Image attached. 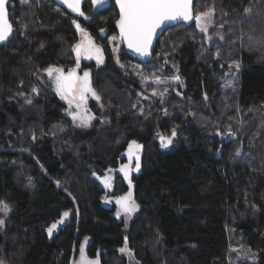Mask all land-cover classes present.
I'll return each instance as SVG.
<instances>
[{
  "label": "trees",
  "instance_id": "1",
  "mask_svg": "<svg viewBox=\"0 0 264 264\" xmlns=\"http://www.w3.org/2000/svg\"><path fill=\"white\" fill-rule=\"evenodd\" d=\"M231 7L250 11L239 18ZM7 8L13 31L0 44V205L9 214H0V261L70 264L88 238L87 256L99 264H126L124 246L137 264H264V0H194V16L218 11L219 37L208 45L191 33L194 23L165 30L147 64L121 47L122 61L178 77L163 111L128 108L138 82L106 53L94 73L103 109L91 102L97 119L84 131L31 75L70 62L63 51L77 40L74 20L97 42L101 29L117 35L113 0L87 1L79 18L45 0L24 18V32L14 29L9 0ZM106 15L114 20L102 21ZM237 112L245 131L241 154L234 146ZM161 136L171 139L167 148ZM132 141L141 146L130 178L138 213L125 228L116 207L104 202L129 190L119 172Z\"/></svg>",
  "mask_w": 264,
  "mask_h": 264
},
{
  "label": "snow or ice",
  "instance_id": "2",
  "mask_svg": "<svg viewBox=\"0 0 264 264\" xmlns=\"http://www.w3.org/2000/svg\"><path fill=\"white\" fill-rule=\"evenodd\" d=\"M8 0H0V42L8 40L10 34L13 31L12 24L9 22L8 8L6 7ZM69 9L76 12L79 16H84V12L81 11V0H62ZM21 4H27L28 0H20ZM104 0H93V4H102ZM119 5V19L116 24L119 27V37L125 41L128 47L142 56L149 54V49L152 45V40L156 34L157 29H160L167 22L172 21H191L195 20L196 26L203 32H207L206 18H210L213 14V9H209L206 12H200L193 16L192 11V0H116ZM250 9H245V12H249ZM87 19V17H85ZM76 29L85 38L80 43L75 45L76 52V68L69 69L65 73L63 68L50 66L44 71L48 77L51 78L55 84L57 93L62 99L66 100L69 107L75 103L76 108L80 109L81 106L86 102L88 93H91L95 99L99 100V95L91 86L89 79V73L85 71L83 76L77 74L76 69L79 68L80 58L84 56L87 59H96L97 63H103L102 49L97 46L92 38L87 34L86 30L81 27L75 20L73 21ZM101 32L104 29L100 30ZM112 40H116L117 37L113 36ZM219 55V53H217ZM178 79V77H177ZM157 84L161 83L159 78H156ZM35 91V89H33ZM155 95V92L153 93ZM162 94V93H161ZM31 103V101H28ZM73 120L79 119L82 125H87L92 119L91 116L81 114L79 111L72 113ZM176 132L173 130L172 136H175ZM161 145L167 146L171 144V139H165L161 136ZM133 146L136 151L140 149V145L132 141L129 145L128 156L131 161L132 157H136V168L139 169V156L133 151ZM239 154V152L237 153ZM120 171L125 174L127 178L130 171L128 165H122ZM106 186L109 183V178L105 177L103 181ZM131 187V182L129 181ZM117 204L120 205V209L124 213H131L135 211L136 204L131 199V191L125 196L117 198ZM0 211L7 212L8 208L5 205L0 208ZM119 211L117 215H119ZM69 215L68 212L64 213V217ZM63 220L58 223H62ZM3 221L0 220V225H3ZM57 224H52L48 229L49 235L56 229ZM127 241H125V244ZM127 248H121L120 251L124 252ZM81 262L82 264H99L98 260H87L84 256V249L81 246Z\"/></svg>",
  "mask_w": 264,
  "mask_h": 264
},
{
  "label": "rangeland",
  "instance_id": "3",
  "mask_svg": "<svg viewBox=\"0 0 264 264\" xmlns=\"http://www.w3.org/2000/svg\"><path fill=\"white\" fill-rule=\"evenodd\" d=\"M45 2V0H28L27 4H21L20 0H9V6H10V16H14L15 20L14 22V29L16 30H21L24 32V30L26 29V24L24 23L25 20L24 18L26 17H32V11L39 9L42 4ZM213 9V14L210 18H206V23H207V32H203L201 31L200 28H198L196 26V23L194 24L193 28L191 29L192 32L191 33H197L199 35L203 36V43L204 44H209L214 38L219 37V33L216 31L215 34L213 33L214 30V23H213V17L216 14V12H218L215 8ZM245 9H247V7H243L242 9H238L237 11L234 10V8L231 7V9L229 10L230 13H235L237 14V16L239 18L245 16L246 12ZM25 11V12H24ZM208 11V10H207ZM18 12L20 13L17 14ZM28 13V14H27ZM25 14V15H24ZM19 15V17L17 18V16ZM114 15V14H113ZM111 15L109 17V15L102 17V21H106L107 17L111 18L112 21L114 20V16ZM24 21V22H23ZM30 21V19H28V22ZM32 22V20H31ZM180 29H174L171 30V33H175V32H179ZM101 35L103 36V39L99 42L95 41V39L93 38V36L91 34H88L93 42L99 46L102 49V55H103V63H97L96 59L93 57L92 59H87L84 56H81L80 58V66L79 68L76 69L77 74L80 76H83V73L85 71H87L89 73V79L91 82V86L92 88L95 90V85H97V82L95 84V75L94 73H97L98 70L102 69L105 66V54H109L108 52L111 53L113 60H114V66L121 71L123 74H125L126 77H128L127 75H130L129 77H132L134 80H136L138 82V86L140 88L139 91L136 90V100L134 102H131V104L128 105V108L133 110H138L139 112L142 113V110L145 109L147 111H149V109H151L153 106L155 107H162V111H163V107L165 106V100H166V95L167 93H169V89L171 86H173V84L178 83V79L176 77H165L162 76L161 73L159 71H155L152 69H147L146 71L144 69H142L141 67L137 66V65H132L127 61H122L123 60V55L121 53L122 49L121 47L122 44L120 42V40L117 38L116 40H112L111 37H108V34H106V30H104L103 32H101ZM115 37H117V35H114ZM85 38L81 35V33L79 32L77 34V40L69 45L68 49L63 51V56L67 58H69V53L72 54V58H70V62L66 65H62L60 68H63L65 73H67V71L69 69H73L76 68V57H74V53H75V45H77L78 43H80L82 40H84ZM85 64L88 67H85ZM93 66V67H92ZM235 69V68H234ZM94 71V72H93ZM227 82H228V87H233L234 83H235V76H234V72L230 73L227 75ZM128 77V78H129ZM31 78L34 80V82L36 83V88L37 90L42 89L41 86L46 87L48 90H51L52 92H54L57 96V98L64 104L65 106V112L64 115L66 117L69 118L71 125L78 129V130H86L88 128L91 127V125L95 122V120L97 119L94 115V113L91 110L90 104L91 102H93V104L95 105V107L103 109L102 104L100 99L97 100L95 99V97H93L91 95V93L87 94L86 97V102L81 106L80 109L76 108L75 103H73V105L71 107H69V104L66 100L62 99L61 96L57 93L56 88H55V84L53 82V80L51 78L48 77L47 73L44 70H40V71H36L33 72L31 75ZM156 78H159V80L161 81V83L157 84L155 82ZM98 79V78H96ZM96 92V90H95ZM155 92V95L153 94ZM97 93V92H96ZM162 93V94H161ZM99 95V94H98ZM127 96H129V91L127 90ZM138 102L140 103V105H138ZM79 111L81 114H85L88 116H91L92 119L88 122V124L82 125L80 120H73L72 118V113H75ZM149 114H146V116ZM237 121H238V126L236 129V134H237V139L235 141V150L237 151V153L239 152V154H241L244 151V147L243 144H241V138L240 134H242V132H245L242 128L244 127V121H243V117L242 114H238L237 112ZM102 124L104 125L106 123V121L104 119H102ZM222 127H217L215 128L213 131L214 132H218V130H220ZM161 142V141H160ZM169 146V144L167 146H162V148H167ZM133 151L136 153V155H138L140 157V151L138 150V152L136 151L135 147H133ZM124 163L122 165H128L129 166V173L127 178L125 177V174L123 172H119L121 174L122 179L124 180V182H126V184L129 187V190L122 196H125L127 193H129V191H131V199L134 201L133 198V194H132V188L129 186V181L131 176L136 173L138 171V169L136 168V157L135 155L132 157L131 161L129 160V156H128V151L124 153ZM121 165V166H122ZM120 166V168H121ZM109 177V176H108ZM120 196V197H122ZM119 198V197H117ZM117 198H110L107 201L104 202V205H114L116 207V211H115V217L118 220H122L125 228H127L130 224V222L134 219V217L137 215L138 213V206L136 204V209L135 211L131 212V213H124L121 209H120V205L117 204ZM4 205H0V208H3ZM119 211V215H117V212ZM1 215H4L5 218L8 216L9 211H7L6 213L3 211H0ZM3 226V225H2ZM89 243V239L88 238H84L83 241L81 242L79 249H78V254H77V259L76 261H71L70 264H82L81 262V246H83L84 249V256L87 260H97V259H91L87 256V246ZM126 246H124L123 248H125ZM127 248V247H126ZM119 254L120 256L124 257L126 259V264H137V262L135 261V259L133 258L132 253L127 249L124 252H121L119 250ZM0 264H7L3 261H0Z\"/></svg>",
  "mask_w": 264,
  "mask_h": 264
},
{
  "label": "water",
  "instance_id": "4",
  "mask_svg": "<svg viewBox=\"0 0 264 264\" xmlns=\"http://www.w3.org/2000/svg\"><path fill=\"white\" fill-rule=\"evenodd\" d=\"M52 1L55 3L56 6L60 7L62 10H64L68 14L72 15L73 17H75V18L81 17L76 12H73L71 9H69L67 7V5L62 2V0H52ZM87 1H89V0H81V11H83V6L85 5V3ZM90 1L93 2V0H90ZM108 2H109V0H104V3L96 4V5L104 6ZM113 3H114V6H115V8L117 10V19H116V21H117L119 19V5L116 3V0H113ZM193 3H194V0H192V5H191L192 11H193ZM6 7H7V4H6ZM193 16H194V12H193ZM116 21L114 23V29L116 31L117 38L120 40V42H121V44H122V46L124 48L125 53L129 57L133 58L134 60H136L137 62H139L141 64H147V63H149L151 61L153 53H154V50H155L156 42L160 38V36L164 33L165 30H167L170 27H174V26H176L178 24H184L185 26H191V25H193L195 23L194 19L191 20V21H172V22H167L160 29H157L156 34L154 35L153 40H152L151 48L149 49V54L146 55V56H142L139 53L135 52L134 50L130 49L128 47L127 43L120 39V37H119V31L120 30H119L118 25L116 24ZM4 42H0V44H2ZM75 54H76V52H75Z\"/></svg>",
  "mask_w": 264,
  "mask_h": 264
}]
</instances>
